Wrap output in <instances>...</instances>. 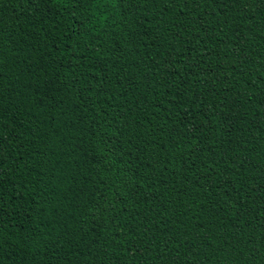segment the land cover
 Instances as JSON below:
<instances>
[{"label":"trees","instance_id":"1","mask_svg":"<svg viewBox=\"0 0 264 264\" xmlns=\"http://www.w3.org/2000/svg\"><path fill=\"white\" fill-rule=\"evenodd\" d=\"M0 264H264V0H0Z\"/></svg>","mask_w":264,"mask_h":264}]
</instances>
